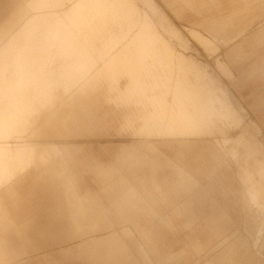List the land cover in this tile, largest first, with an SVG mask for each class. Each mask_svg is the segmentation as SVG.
<instances>
[{"label":"rangeland","instance_id":"1","mask_svg":"<svg viewBox=\"0 0 264 264\" xmlns=\"http://www.w3.org/2000/svg\"><path fill=\"white\" fill-rule=\"evenodd\" d=\"M193 1L194 5H187L184 0H1L0 189L13 178L14 162L26 161L19 163L22 173L33 163L34 151L27 144L34 139L30 134L34 119L54 109L62 98L78 94H87L82 99L84 103L93 105L101 114L113 113L114 104L106 103L100 91L109 98L117 96L126 108L135 105L143 111L154 110L153 115L142 118L144 124L136 138H196L210 143L208 151L214 150L211 154L200 147L154 143L155 151H148L162 163L168 158L178 165L184 163V169L190 168L193 177L181 178L172 167L163 165L159 173L172 175L170 181L158 178V184H182L189 189L183 191L178 186L169 198L156 192L150 201L152 209L168 211L191 200L190 214L185 212V217L199 211L205 213L204 220H197L192 229L174 230L164 222L157 223L148 212L147 226L155 234L151 241L160 251L159 255L148 254L149 264H264V260L252 257L256 254L254 239L260 225L261 236L264 231V187L258 196L252 194L244 171L248 168L255 181L261 180L257 170L259 162L264 166V96L252 103L242 101L243 97L237 94L234 65L228 57L244 35L251 37L264 26V0ZM169 25L172 27L167 28ZM244 27L242 35H237ZM248 47L234 57L244 62L264 58V43ZM119 49V54L112 55ZM251 49L253 54L248 52ZM106 59L110 60L103 69L96 70L98 63ZM261 65L253 68L251 79H264ZM262 66L264 69V63ZM121 78H128L132 84L143 80L150 85L137 82L122 93L118 86ZM101 82L106 86H97ZM126 82L121 81L122 88ZM67 110L66 106H59L53 113L61 117ZM113 114L111 119H117L113 124L115 134L122 118L120 112ZM42 116L50 115L47 112ZM122 135L101 139L100 143L135 142L130 132ZM240 137L247 141L239 142ZM45 142L62 140L49 137ZM251 147L253 151L249 150ZM101 163L107 160L102 157ZM115 164L123 174L115 171L107 179L101 176V187L114 178L117 186L127 180H140V176L141 185L151 182L146 178L148 168ZM196 180L199 184L193 187ZM217 181L220 191L213 188ZM200 184L208 185V191L197 189ZM102 198L105 205L115 203L103 192ZM140 208L128 209L127 217L144 211L143 206ZM6 215L10 214L0 210V235L6 233V223H12ZM113 216L109 213L108 219ZM215 216L219 217L216 225L228 237H217L209 243L214 226L211 219ZM116 218L119 220L121 214H116ZM123 226L136 233L133 222H117V231L121 232ZM192 231L198 232L200 241L209 243L207 250L196 251L187 243ZM121 240L129 244L132 254L117 255L120 263L148 264L133 244L144 242L143 239ZM68 254L63 258L67 262L60 264H92L82 261L87 258L82 252ZM164 258L168 260L163 261ZM0 264L33 263L6 262L0 255Z\"/></svg>","mask_w":264,"mask_h":264},{"label":"crops","instance_id":"2","mask_svg":"<svg viewBox=\"0 0 264 264\" xmlns=\"http://www.w3.org/2000/svg\"><path fill=\"white\" fill-rule=\"evenodd\" d=\"M184 2L187 5L195 4L193 0H184ZM170 27L172 26L169 25L167 28ZM244 31L245 27L237 35H242ZM243 38L240 44L233 46L228 52V57L234 65V77L237 79L236 86L239 88L238 96L243 97L242 101L252 103L259 101L264 96V79L260 81L251 79L253 68L255 69V66L259 64L263 65L264 58L244 62L239 61L234 55H239L243 48L250 49L248 46L263 45L264 26L251 37L244 35ZM120 52L119 49L112 55H117ZM248 52L253 54L252 49ZM109 60L106 59L104 62L98 63L96 70L103 69ZM262 65L260 72L264 74ZM122 70L123 67H120V71ZM228 70L230 72L229 68ZM230 74L232 73L230 72ZM123 79H126L127 82L122 88L121 81ZM137 82L142 85H150L145 84L143 80H136L132 84L128 78H121L118 86L120 91L125 93L127 88L134 87ZM97 86L104 87L106 84L101 82ZM98 93L105 98L106 103L114 104V112L121 114L122 121L119 125V131L115 134L113 133V124L117 122V119L115 118V121L111 119L114 112L101 114L100 110L93 105L84 103L82 99L87 94L62 98L59 105L52 110L43 112L32 122L34 125L30 134L34 136V139L27 145L29 150L34 151L33 163L22 173L18 170L20 168L19 163L24 164L26 161L14 162L13 178L0 189V210L9 213L10 215L6 216L12 222L6 223L4 229L6 233L0 235V255L5 258L6 262L60 264V262H67L63 258L69 255L68 253L74 254L76 250V252H82L87 257L82 261H89L92 264H107L111 261L114 264H124L120 263L116 256H126L132 252L128 247L129 244L121 240L122 237L130 239L139 237L144 242L136 241L133 244L137 247V251L144 255L145 261L149 264L151 259L148 254L159 255L160 253L159 249L154 246L155 243L151 241L155 234L147 226L149 213L157 219V223L164 222L174 230L179 228L192 229L195 223L199 222V219L204 220L205 213L200 211L195 216L185 217V212L190 214L191 200L178 207H172L168 211L152 209L150 201L156 192H161L162 195L169 198L170 192L178 190V186L183 191L189 189L188 186L182 184L164 187L158 184L156 182L158 178L160 181H170L172 175V173H159L158 170L162 169L163 165L172 167L181 178L193 177L190 168L184 169V166H187L184 163L178 165L171 158L162 163L158 158L151 156L148 151L154 150V143H165L178 144L179 146L188 145L192 148L200 147L202 150L214 154V150L211 152L207 150L210 148V143L196 138L184 141L180 139L136 138V133L142 129L144 124L142 118L150 117L154 114V110L150 108L143 111L135 105L129 109L124 106V102L117 100V96L109 98L100 91ZM149 98L153 99L154 97L150 96ZM238 101L241 100L238 99ZM59 106L68 108L61 117L57 116V112L53 113ZM47 112L50 116H42ZM191 113L193 112L191 111ZM116 115L115 113V117H117ZM130 122H132V126H130ZM126 131L130 132L135 142L100 143L101 139L104 138L121 137L123 136L122 133ZM49 137L61 139L62 142L46 144L45 140ZM77 139L94 140V142L78 143L75 141ZM240 141L244 142L247 139L240 137ZM118 145L122 147L117 148ZM249 150L253 151V148L251 147ZM102 157L107 160V163H101ZM115 161L121 167L148 168L149 171L146 173L148 177L146 178H149L151 182L141 185L143 177L140 176L138 177L140 180H127L126 183L117 186L114 178V181L110 180L109 184L101 187V176L107 179L115 171L119 175L123 174L120 168L117 169ZM258 164L260 168L257 173L261 176L260 181L254 180L253 171L248 168L244 169L247 182L250 184L249 189L251 188L252 194L257 196L264 187L262 185L264 184L262 182V167L264 166L262 162ZM195 182L193 187H197L199 184L198 180ZM217 182L218 184L213 187L214 191L221 190L220 187L218 188L220 181ZM197 189L208 191V185L201 186L200 184ZM102 192L115 203H110L109 206L105 205L102 200ZM248 194H251L249 190ZM117 200L120 203L116 202ZM140 206L144 207L145 212L137 211L132 213V217H127L128 209H130L129 211L131 209L139 210L141 209ZM109 213L111 216H113L111 213H114V216L108 219ZM118 213L121 214L119 220L116 218ZM211 220L214 226H211L213 231H211L209 243L217 237H228L225 235L226 232L216 225L219 217L215 216ZM117 222L120 225L133 222L136 233L127 226L120 227L121 232H118ZM9 231L10 233H7ZM260 232L261 225L256 239H254L256 254H253L252 257L264 260V231L262 236ZM200 239L198 232L192 231L187 238V243L193 246L196 251L207 250L209 243H203ZM143 246H148L147 250ZM164 260L168 259L164 258ZM157 261L160 262L161 260L157 259Z\"/></svg>","mask_w":264,"mask_h":264},{"label":"bare ground","instance_id":"3","mask_svg":"<svg viewBox=\"0 0 264 264\" xmlns=\"http://www.w3.org/2000/svg\"><path fill=\"white\" fill-rule=\"evenodd\" d=\"M20 56V55H19ZM18 147H17V145L15 146V149H16V151H18V149H17Z\"/></svg>","mask_w":264,"mask_h":264}]
</instances>
